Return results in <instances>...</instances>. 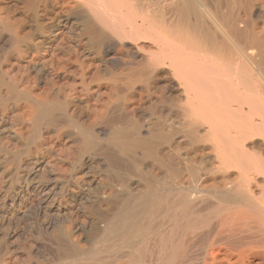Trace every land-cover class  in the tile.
I'll use <instances>...</instances> for the list:
<instances>
[{
    "label": "bare ground",
    "instance_id": "6f19581e",
    "mask_svg": "<svg viewBox=\"0 0 264 264\" xmlns=\"http://www.w3.org/2000/svg\"><path fill=\"white\" fill-rule=\"evenodd\" d=\"M0 264H264V0H0Z\"/></svg>",
    "mask_w": 264,
    "mask_h": 264
},
{
    "label": "rangeland",
    "instance_id": "374dc122",
    "mask_svg": "<svg viewBox=\"0 0 264 264\" xmlns=\"http://www.w3.org/2000/svg\"><path fill=\"white\" fill-rule=\"evenodd\" d=\"M104 145V144H103ZM101 146V148H100V151H102L104 154H107V155H105L106 156V158H107V162H108V164H107V166L106 167H104V168H102V172L104 173V174H106V176H107V179H106V181L107 182H116V179H115V177L117 176V173L118 172H124L125 170H128V168H126V165H127V163H126V161H125V159H123V157H121V156H119V154L117 153V151L116 150H114L113 148H111V147H109V148H105V145L104 146ZM105 148V149H104ZM102 149V150H101ZM110 149V150H109ZM116 152V153H115ZM118 154V155H117ZM121 159H120V158ZM116 162V163H115ZM126 163V164H125ZM121 166H120V165ZM125 165V166H124ZM115 167V168H114ZM118 167V168H117ZM123 167V168H122ZM111 168V169H110ZM113 168V169H112ZM119 168H121V169H119ZM123 169V170H122ZM115 174V175H114ZM162 180H160V183L162 182L163 183V181H166V182H164L165 184H159V186H167V185H170L169 183V179L167 178V177H165L164 175L162 176V178H161ZM166 179V180H165ZM183 179V180H182ZM181 180V181H180ZM185 180H184V178H178V179H176V180H174L173 182H174V185L175 186H178L181 182H184ZM177 182H178V184H177ZM160 191L162 192L163 190L162 189H160Z\"/></svg>",
    "mask_w": 264,
    "mask_h": 264
}]
</instances>
